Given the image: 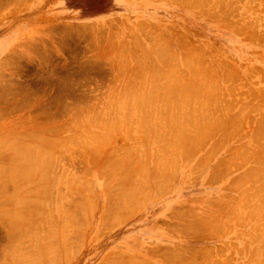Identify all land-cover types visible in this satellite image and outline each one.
<instances>
[{"label": "rangeland", "instance_id": "374dc122", "mask_svg": "<svg viewBox=\"0 0 264 264\" xmlns=\"http://www.w3.org/2000/svg\"><path fill=\"white\" fill-rule=\"evenodd\" d=\"M200 1L0 0V166L3 164L6 169L19 165L11 162L18 161L20 156L16 157L19 153L15 152L23 147L29 156V148L40 146L45 150L33 149L29 157H37L40 162L47 159L51 162V158L53 162L36 170L50 169L48 178L41 177L45 172H36L37 176L30 173V178L24 175L26 179L21 180L24 173L21 178L19 175L24 169L29 175L24 165L43 166L45 161L36 164L37 158H27L35 163L23 162L18 171L11 166L14 173L8 168L6 174L0 167L5 172L4 175L0 172V264H264V0ZM192 63L200 69L192 67ZM195 68L202 73L196 84L201 81L208 82V87L216 86V94L209 88L213 97L208 96L206 84L200 82L197 86L193 81L192 78H198ZM166 80L172 85L173 81L177 90L172 85L168 87ZM189 80L192 89L197 86L190 97L202 86L207 90L200 91L203 95L197 99V94L196 100L191 97L195 104L199 102L195 112L194 103H191L194 110L190 109V99L183 102L189 88L192 90ZM154 84H161L160 88L167 85L169 96H163L164 92ZM177 85L188 93L183 98L177 94L178 100L183 99L179 105L190 106L180 109L185 112L188 107L191 113L204 110L199 120L206 124L198 120L199 114L189 112L183 117L178 102L177 108L174 106L178 101L175 94L182 93ZM186 85L188 89L184 88ZM219 87L225 92L220 89L218 94ZM151 91L155 94L153 99L157 98V106L147 102L151 106L142 105L146 106L144 110L140 105L144 97L146 101V96L152 99ZM204 95L212 99L205 98L207 102ZM166 96L177 110L170 102V108L166 104L167 111L164 109L160 100ZM202 96L205 103L199 100ZM214 101L224 103L220 104L223 107ZM208 103L214 107L205 106ZM199 104L203 106L201 110ZM232 109H237V113ZM240 110L244 119L238 117ZM169 111L172 118L181 114L174 117L179 122L169 123L174 122ZM185 115L195 117L194 120L188 117L195 125ZM53 164L56 166L51 168ZM5 175L18 176L13 180ZM45 190L49 195H43ZM18 197L19 204L15 203ZM41 197L46 198L45 204L38 199L43 206L36 201ZM33 201L38 208H33ZM18 210L32 223L24 217L20 221V215L17 220ZM14 213L15 220L11 216ZM9 216L19 224L10 222ZM16 229L21 232L17 234Z\"/></svg>", "mask_w": 264, "mask_h": 264}, {"label": "bare ground", "instance_id": "6f19581e", "mask_svg": "<svg viewBox=\"0 0 264 264\" xmlns=\"http://www.w3.org/2000/svg\"><path fill=\"white\" fill-rule=\"evenodd\" d=\"M201 1H202V0H201ZM201 1H200V2H201ZM203 1H204V0H203ZM206 1H208V0H206ZM210 1H211V0H210ZM204 2H205V1H204ZM211 2H212V1H211ZM220 2H221V1H220ZM191 3H193V2H191ZM208 3H209V2H208ZM221 3H222V2H221ZM221 3H220V4H221ZM224 3L226 4V2H224ZM200 4H201V3H200ZM204 4H205V3H204ZM204 4H202V5H204ZM218 4H219V3H218ZM228 4H230V3L228 2ZM210 5H211V4H210ZM215 5H216V4H215ZM185 6H186V5H185ZM189 6H190V4H189ZM192 6H193V5H192ZM194 6H195V5H194ZM213 6H214V4H213ZM227 6H228V5H227ZM229 6H230V5H229ZM233 6H234V5H233ZM195 7H196V6H195ZM208 7H209V6H208ZM218 7H219V6H217V8H218ZM209 9H211V8H209ZM209 9H208V10H209ZM213 10L215 11V9H213ZM225 11H226V10H225ZM231 11H232V10H231ZM207 13H208V12H207ZM225 13H226V12H225ZM232 14H233V13H232ZM212 15H213V14H212ZM225 15H226V14H225ZM217 17H219V15H218ZM222 17H223V16H222ZM226 17H227V16H226ZM237 19H238V18H237ZM239 23H240V22H239ZM239 26H240V25H239ZM257 34H258V33H257ZM103 35H104V34H103ZM103 35H101V36H103ZM255 39H256V37H255ZM164 40H165V39H164ZM159 43H160V42H159ZM165 43H166V41H165ZM160 44H161V43H160ZM163 44H164V43H163ZM182 45H183V44H182ZM190 45H191V44H190ZM151 46H152V45H151ZM165 46H167V45H165ZM158 47H159V45H158ZM162 48H163V47H162ZM152 49H153V48H152ZM152 51H153V50H152ZM165 51H166V50H165ZM170 51H171V50H170ZM144 52H146V51H144ZM144 52H143V53H144ZM149 52H150V51H149ZM158 52H159V51H158ZM167 52H169V51H167ZM172 52H173V51H172ZM187 52H188V51H187ZM190 52H191V51H190ZM202 52H203V51H202ZM150 55H151V54H150ZM188 55H189V54H188ZM151 56H152V55H151ZM169 56H170V55H169ZM184 56H185V55H184ZM204 56H205V55H204ZM124 57H125V56H124ZM157 57H158V56H157ZM164 57H165V56H164ZM188 57H189V56H188ZM195 57H196V56H195ZM144 58H146V57H144ZM149 58H150V57H149ZM152 58H153V57H152ZM166 58H167V57H166ZM171 58H172V57H171ZM175 58H176V57H175ZM177 58H178V57H177ZM189 58H190V57H189ZM197 58H198V56H197ZM197 58H196V59H197ZM173 59H174V58H173ZM196 59H195V60H196ZM135 60H136V58H135ZM185 60H186V59H185ZM201 61H202V60H201ZM192 62H193V61H192ZM170 63H171V62H170ZM195 63L198 64L199 62H197V60H196ZM200 63H202V62H200ZM122 64H123V63H122ZM171 64H172V63H171ZM185 64H186V63H185ZM187 64H188V63H187ZM192 64H193V63H192ZM192 64H190L192 67H196V66H197V64H196L195 66H194V64H193V65H192ZM137 65H138V64H137ZM176 65H177V64H176ZM201 65H203V64H201ZM184 66H185V65H184ZM187 66H188V65H187ZM207 66H208V65H207ZM225 66H226V65H225ZM126 67H127V66H126ZM173 67H174V65H173ZM197 67H198V69H200L199 66H197ZM200 67H201V66H200ZM219 67H220V65H219ZM122 68H123V67H122ZM160 68H161V67H160ZM206 68H207V67H206ZM158 69H159V68H158ZM171 69H172V67H171ZM189 69H190V68H189ZM189 69H188V70H189ZM147 70H148V69H147ZM151 70H152V69H151ZM160 70H161V69H160ZM191 70H192V69H191ZM195 70H196V71H194V70H193V71L197 73L196 77H198V78H196V79H195V78H192V79H193V81L195 80V84H196L197 79L199 80V77L202 76V75H200V74H202V73L199 74L200 70L198 71L196 68H195ZM201 70H202V69H201ZM205 70L207 71V69H205ZM211 70H212V69H211ZM231 70H232V69H231ZM249 70H250V69H249ZM197 71H198V72H197ZM213 71H215V70H213ZM223 71H224V70H223ZM145 72H146V71H145ZM152 72H153V70H152ZM159 72H160V71H159ZM170 72H171V71H170ZM174 72H175V71H174ZM186 72H187V71H186ZM202 72H203V71H202ZM232 72H233V71H232ZM232 72H231V73H232ZM146 73H147V72H146ZM148 73H149V72H148ZM148 73H147V74H148ZM165 73H166V72H165ZM165 73H164V74H165ZM167 73H169V72H167ZM231 73H230V74H231ZM158 74H159V73H158ZM162 74H163V73H162ZM169 74H170V73H169ZM169 74H168V75H169ZM178 74H179V72H178ZM180 74H181V73H180ZM180 74H179V75H180ZM193 74L195 75V73H193ZM204 74H205V73H203V76H204ZM208 74H209V73H208ZM151 75H152V73H151ZM168 75H167V76H168ZM171 75H172V74H171ZM176 75H177V74H176ZM179 75H178V76H179ZM194 75H193L192 77H194ZM234 75H235V74H234ZM160 76H161V75H160ZM162 76H163V75H162ZM178 76H176V78H177ZM190 76H191V75H190ZM143 77H144V76H143ZM150 77H151V76H150ZM154 77H155V76H154ZM164 77H165V76H164ZM170 77H172V76H170ZM170 77H169V78H170ZM179 77H180V76H179ZM185 77H186V76H185ZM232 77H233V76H232ZM232 77H231V78H232ZM183 78H184V77H183ZM200 78H201V77H200ZM202 78H203V77H202ZM154 79H155V78H154ZM189 79H191V77H190ZM192 79H191V81H192ZM143 80H144V79H143ZM158 80H159V79H158ZM167 80H168V79H167ZM167 80H166V83H167L168 87H170V86L172 85L171 83H169V82H170L169 80H171V78L168 80L169 82H167ZM173 80H174V79H173ZM175 80H176V79H175ZM175 80H174V82H175ZM183 80H184V79H183ZM183 80H182V81H183ZM212 80H213V79H212ZM232 80H233V79H232ZM149 81H150V80H149ZM179 81H180V80H179ZM202 81L207 82L206 80H202ZM229 81H230V80H229ZM154 82H156V84H157V81H154ZM154 82H152V83H154ZM174 82L172 81V83H173L172 87L174 86V88L176 89V86L174 85ZM177 82H178V81H177ZM187 82H188V81H187ZM200 82H201V81H199L196 85L198 86ZM168 83H169V84H168ZM183 83H184V82H183ZM193 83H194V82H193ZM201 83L203 84V82H201ZM209 83H210V82H209ZM228 83L230 84V82H228ZM231 83H232V82H231ZM146 84H147V83H146ZM156 84H154V85H156ZM175 84H176V83H175ZM180 84H182V82H181V83L179 82V85H180ZM186 84H187V83H186ZM188 84H190V80H189V83H188ZM188 84H187V85H188ZM191 84H192V83H191ZM191 84H190L189 86H191ZM205 84L207 85L208 82H207V83H204L203 86H204ZM160 85H161V84H160ZM160 85H158V86L156 85V86L160 88V87H161ZM163 85H164V84H163ZM167 85H165V86H166V87H165L166 89L164 88V86H163L162 88H160L161 92H162V91L164 92V93H162L163 96L169 94V92H168V90H167V88H168ZM179 85H177V88H178ZM187 85H186V87H184V88L188 89V88H187ZM192 85H193V84H192ZM196 85H195V86H196ZM208 85H210V84H208ZM208 85H207V88H206V86H205V88H206V89L208 90V92H209V94H208V93H207V94H208V96H212V97H213V95L210 94V93H212L213 91H212V92H210V91H211L212 89H214V92H215V94H216V92H217V91H215L216 86H215L214 88H211V87H213V86L211 85V87H210V86L208 87ZM138 86H139V85H138ZM148 86H149V85H148ZM184 86H185V85H184ZM189 86H188V87H189ZM197 86H196V88H197ZM203 86H202V87H203ZM227 86H228V85H227ZM233 86H234V85H233ZM145 87H146V86H145ZM154 87H155V86H154ZM192 87H194V86H191V89H192ZM199 87H201V86H199ZM202 87H201L202 90H206L204 87H203L204 89H203ZM223 87H224V86H223ZM150 88H151V86H150ZM150 88H149L148 90H150ZM163 88H164V89H163ZM170 88H171V87H170ZM170 88H169V89H170ZM174 88H173V89H170V90H174ZM179 88H180V86H179ZM179 88H178V90H179ZM181 88H183V86H182ZM181 88H180L181 91L179 90L180 92H182V89H181ZM196 88H195V89H192V90H190V88H189V90H190V91L188 90V93L190 92L189 94L187 93V90H184V89H183V90H184L185 92H182V93H179V92H178V93H176V94H175V95L177 96L176 100L179 99V96H180L181 98H183V97L186 96L187 94H188V95H187V96H188V100L186 101L187 96L185 97L184 101H183V99H180V100H178V101L175 100L176 102H175V103L173 102L175 105L171 103V102H172V101H171L172 99H171L170 97H171L172 93H174V92H176V91H174V92L171 91L172 93L170 92V97H168V99L170 98L169 101H168V99H167V96H169V95L166 96V99H163V100H160V99H159V100H160L161 102L163 101L162 103L164 104V109H165L166 111H167L166 107L169 105L167 108H170L171 104H172V107H173L175 110H177V109H176V108H177V106H176L177 104H178V106H179V107H178L179 110H181L183 107L185 108V106H188V107L190 108L191 105H194V104H195V100H196L195 98H197L198 96L200 97V94L204 92V91L202 92V90H200V89L198 88L199 90L197 89L198 92L196 93V95H197V94H199V95H197V96L195 95V96H196V97L194 96L195 98H194L193 96H191V97H193V98L195 99V100H194V99L192 100L191 97H190L189 95L191 94V91L196 90ZM209 88H210V91H209ZM221 88H222V87H221ZM221 88L219 87V92H218V94L221 92V91H220ZM135 89H136V88H135ZM142 89H143V88H142ZM142 89H141V90H142ZM162 89H163V90H162ZM133 90H134V89H133ZM143 90H144V89H143ZM143 90H142V91H143ZM151 90H153V91H157L158 89H157V90H156V89L154 90V88H152ZM176 90H177V89H176ZM207 90H206V92H207ZM221 90H222V89H221ZM224 90H225V89H224ZM224 90H222V91L225 92ZM230 90H231V89H230ZM137 91H138V90H137ZM144 91H145V90H144ZM144 91H143V92H144ZM153 91L150 92V93H151V94H150L151 96H152V94H153ZM200 91H201V93H200ZM234 91H235V90H234ZM253 91H254V90H253ZM159 92H160V91H159ZM166 92H167V93H166ZM206 92H205L204 94H206ZM228 92H229V91H228ZM231 92H232V91H231ZM235 92H236V91H235ZM138 93H139V92H138ZM154 93H155V92H154ZM165 93H166V94H165ZM186 93H187V94H186ZM236 93H237V92H236ZM136 94H137V93H136ZM147 94H148V93H147ZM156 94H158V93H156ZM177 94H179V96H178ZM180 94H181V95H182V94H185V95H182V96H181ZM213 94H214V93H213ZM233 94H234V93H233ZM129 95H131V94H129ZM129 95H128V96H129ZM153 95H155V94H153ZM158 95H159V94H158ZM175 95L172 96V97H175ZM192 95H194V92H193ZM201 95H203V94H201ZM133 96H134V95H133ZM144 96H146V94H144ZM159 96H161V95H159ZM163 96H162V97H163ZM204 96H205V95H204ZM216 96H217V95H216ZM218 96H219V95H218ZM229 96H230V95H229ZM244 96H245V95H244ZM107 97H108V96H107ZM111 97H112V96H111ZM156 97H158V96H156ZM162 97H161V98H162ZM189 97H190V98H189ZM230 97H231V96H230ZM132 98H136V99H138L137 97H132ZM149 98H150V99H149ZM202 98H203V96H202L199 100H201ZM205 98H206V96L204 97V99H205ZM207 98H209V97H207ZM207 98H206V99H207ZM210 98H211V97H210ZM210 98H209V99H210ZM219 98H220V97H219ZM223 98H224V97H223ZM226 98H227V96H226ZM235 98L237 99V97H235ZM242 98H243V97H242ZM242 98H241V99H242ZM257 98H258V97H257ZM125 99H126V98H125ZM129 99H130V98H129ZM142 99H143V97H142ZM146 99H148V101L145 100V97H144V99H143L146 103H144V101L142 100V102H143L144 104L142 103L141 105H140V104H139V105H140V106H142V105L151 106L150 104L147 105V104L150 102L152 105H153V103H154L155 106H157V105H156V104L158 103L157 98H156V100H154V99H153V96H152V99H151L150 96H149V97L146 96ZM173 99H175V98H173ZM189 99H190V101H189ZM197 99H198V98H197ZM206 99H205V100H206ZM211 99H212V98H211ZM213 99H214V98H213ZM216 99H217V98H216ZM231 99H232V98H231ZM245 99H246V98H245ZM245 99H244V100H245ZM150 100H152V101H150ZM153 100H154L155 102H154ZM164 100H166L167 103H164ZM181 100H182L183 102H188V101H189L190 104H189V103H187V104H189L190 106H189V105H185V106L182 105L183 107H181V106L179 105V104H182L181 102L179 103V101H181ZM220 100L222 101L221 98H220ZM220 100H219V101H220ZM246 100H247V99H246ZM117 101H118V100H117ZM140 101H141V100H140ZM160 101H159V102H160ZM170 101H171V102H170ZM173 101H174V100H173ZM201 101H202V100H201ZM206 101H207V100H206ZM215 101H216V100H215ZM215 101H214V102H215ZM217 101H218V99H217ZM221 101H220V102H221ZM224 101H225V100H224ZM254 101H255V100H254ZM256 101H257V100H256ZM110 102H111V101H110ZM125 102H126V101H125ZM130 102H131V101H130ZM130 102H128V103H130ZM135 102H137V101H135ZM147 102H148V103H147ZM152 102H153V103H152ZM156 102H157V103H156ZM169 102H170L171 104H168ZM177 102H178V103H177ZM202 102L205 103V101H202ZM207 102H208V101H207ZM207 102H206V103H207ZM209 102H210V101H209ZM258 102H259V101H258ZM118 103H119V102H118ZM131 103L134 104V102H131ZM131 103H130V104H131ZM137 103H138V102H137ZM176 103H177V104H176ZM191 103H194V104H191ZM198 103H199V102H198ZM198 103H197V104H198ZM233 103H234V102H233ZM255 103H256V102H255ZM103 104H104V102H103ZM132 104H131V105H132ZM159 104H161V103H159ZM166 104H168V105L166 106ZM183 104H184V103H183ZM197 104L194 105V108H195L196 110H194L193 106H191L190 109L193 108L192 111H193V110H194V112L197 111V106H198ZM200 104H202V103L200 102ZM200 104H199V109H200L201 106H202V105H200ZM211 104H213V101H212ZM214 104H215V105H216V104H217V105L219 104V106H220V104H224V103H216V102H215ZM225 104H226V103H225ZM246 104H247V103H246ZM246 104H245L244 106H246ZM249 104H250V102H249ZM107 105H108V104H107ZM134 105L136 106L137 104L135 103ZM134 105L132 106V109H133ZM139 105H138V107L135 108V110H136L137 108L139 109ZM173 105L176 106V108H175ZM196 105H197V106H196ZM204 105H205V104H204ZM207 105H210V104L208 103V104H206L205 106H207ZM231 105H233V104H231ZM101 106H102V105H101ZM124 106H125V108L128 107V106H126V105H124ZM146 106H144V107H146ZM153 106H154V105H153ZM158 106H159V105H158ZM195 106H196V107H195ZM219 106H218V107H219ZM244 106H243V108H244ZM248 106H249V105H248ZM142 107H143V106H142ZM144 107H143L142 109H144ZM180 107H181V109H180ZM188 107H187V109H188ZM202 107H203V106H202ZM209 107H212V106L210 105ZM209 107H208V108H209ZM213 107H214V106H213ZM213 107H212V108H213ZM218 107L215 106V108H218ZM220 107H223V106H220ZM237 107L239 108L238 105H237ZM237 107H236V108H237ZM251 107H252V106H251ZM257 107H258V106H257ZM83 108H84V107H83ZM140 108H141V107H140ZM151 108H152V107H151ZM158 108H159V107H158ZM161 108H163V105H162ZM184 108H183V109H184ZM206 108H207V107H205L204 109H206ZM215 108H214V109H215ZM238 108H237V109H238ZM243 108L240 107L241 110H242ZM255 108H256V107H255ZM98 109H99V108H98ZM98 109H97V110H98ZM107 109H108V108H107ZM122 109H123V107H122ZM130 109H131V108L129 107L128 110H130ZM132 109H131V110H132ZM146 109H147V108H146ZM153 109H154V108H153ZM174 109H173V112H174ZM183 109H182V110H183ZM187 109H185L186 111L184 110L185 112H183V111L181 110L182 112H181V111H176L175 113H177V112H178V113L181 112V113H183V114H182L183 117H184V114H189V112H190L191 115H193V114H199V115H198V120H199V116H200L201 114H203V113L205 114V112H202V111H204V110H201V109H200L201 111H199V113H194V112L191 113V110L188 109V110H189V111H188ZM202 109H203V108H202ZM214 109H213V111H214V113H215L216 109H215V110H214ZM220 109H221V108H220ZM223 109H225V107H224ZM237 109H236V111H237ZM245 109H246V108H245ZM80 110H81V108H80ZM108 110H109V109H108ZM144 110H145V109H144ZM160 110H161V109H160ZM165 110H164V112H165ZM168 110H169V109H168ZM210 110H211V108H210L208 111H210ZM217 110H218V109H217ZM225 110H226V109H225ZM228 110H229V109H227V111H228ZM232 110H233V109H232ZM234 110H235V108H234ZM234 110H233V111H234ZM241 110H240L239 113H238V115L240 114L241 116H238V117L244 119V117H242V116H243L242 113L244 114V112H243V111L241 112ZM254 110H255V109H254ZM256 110H257V109H256ZM260 110H262V109H260ZM105 111H106V110H105ZM152 111H153V110H152ZM152 111H151V112H152ZM154 111H157V108H156V110H154ZM154 111H153V112H154ZM170 111H172V108L170 109ZM170 111H169V113H170V117H171V113H172V112H170ZM187 111H188V113H187ZM205 111L207 112V110H205ZM213 111H211V112H213ZM218 111H220V110H218ZM221 111L223 112V110H221ZM236 111H234V112H236ZM245 111H246V110H245ZM86 112H87V111H86ZM102 112H103V111H102ZM143 112H144V111H143ZM164 112H161V113H164ZM200 112H202V113L200 114ZM222 112H221V113H222ZM225 112H226V111H225ZM83 113H84V112H83ZM131 113H132V112H131ZM133 113H135V112H133ZM133 113H132V114H133ZM141 113H142V111L140 112V114H141ZM146 113H147V111H145V115L148 116ZM149 113H150V112H149ZM154 113H155V112H154ZM154 113L152 114V116H154ZM169 113H166V114H168V117H169ZM208 113H210V112H208ZM208 113H206V114H208ZM219 113H220V112H219ZM229 113H230V112H229ZM236 113H237V112H236ZM85 114H88V112L85 113ZM93 114H94V113H93ZM106 114H108V113H106ZM115 114H116V113H115ZM211 114H212V113H211ZM223 114H224V113H223ZM223 114H221V116H224ZM225 114H227V115H225V116H228V113H227V112H226ZM232 114H233V112H232ZM247 114H248V113H247ZM254 114H255V113H254ZM257 114H258V113H257ZM98 115L100 116V114H98ZM119 115H121V114H119ZM126 115H127V114H126ZM149 115H150V114H149ZM191 115H189L188 117L194 120L195 117L192 118L193 116L191 117ZM216 115H217V114H216ZM216 115H215L214 117H216ZM128 116L130 117V114H129ZM165 116H166V115H165ZM175 116H177V117L179 118V116H181V114H180V115H179V114H178V115H174L173 118L171 117V118L173 119L174 122H171V121H172V120H171L169 123H171V124L174 125V123H176L175 120H177V122H179L178 119H176L177 117L174 119ZM185 116H186V115H185ZM195 116H197V115H195ZM205 116H206V115H205ZM221 116H220V117H221ZM225 116H224V118H225ZM83 117H84V116H83ZM106 117H108V116H106ZM150 117H151V116H150ZM163 117H164V116H163ZM186 117H187V116H186ZM186 117H185V118H186ZM188 117H187V119L189 120ZM208 117L210 118L209 114L207 115V118H205V119L208 120V119H209ZM211 117H213V115H212ZM228 117H229V116H228ZM228 117H227V118H228ZM236 117H237V116H236ZM263 117H264V116H263ZM135 118H136V117H135ZM139 118H140V116H139ZM146 118H147V117H146ZM146 118H145V119H146ZM148 118H149V117H148ZM156 118H157V117H156ZM171 118H170V119H171ZM200 118L204 120V116H203V117L201 116ZM239 118H238V119H239ZM247 118H248V117H247ZM259 118H262V117H259ZM81 119H83V118H81ZM100 119H101V118H100ZM136 119H137V118H136ZM140 119H142V118H140ZM154 119H155V118H153V120H154ZM157 119H158V118H157ZM170 119H169V120H170ZM214 119H215V118H214ZM217 119H218V118H217ZM225 119H226V118H225ZM229 119H230V118H229ZM234 119H235V118H234ZM243 119H242V120H243ZM94 120H95V119H94ZM96 120H97V118H96ZM96 120H95V121H96ZM102 120H103V119H102ZM133 120H134V119H133ZM148 120H150V119H148ZM188 120H187V121H188ZM193 120H189V122L192 123ZM196 120H197V119H196ZM198 120H197V122H198ZM207 120H206V121H207ZM219 120H220V119H219ZM230 120H231V119H230ZM236 120H237V119H236ZM236 120H235V122H236ZM239 120H240V119H239ZM262 120H263V119H262ZM91 121H92V120H91ZM97 121H98V120H97ZM97 121H96V122H97ZM99 121H100V120H99ZM157 121H158V120H157ZM199 121H202V120H199ZM212 121H214V120L212 119ZM215 121H216V120H215ZM222 121H223V120H222ZM249 121H250V120H249ZM77 122H78V121H77ZM100 122H101V121H100ZM109 122H110V121H109ZM115 122H117V121H115ZM134 122H137V121H134ZM138 122H140V121H138ZM146 122H147V121H146ZM154 122H155V121H154ZM163 122H164V121H163ZM181 122H182V120H181ZM193 122H194V125H195L196 122H195V121H193ZM208 122H209V120H208ZM218 122H219V121H218ZM230 122L233 124V121H230ZM253 122H254V120H253ZM111 123H112V122H111ZM113 123H114V122H113ZM127 123H128V122H127ZM140 123H141V122H140ZM143 123H144V122H143ZM164 123H165V122H164ZM164 123H163V124H164ZM186 123H187V122H186ZM202 123H203V124H206V123H204L203 121H202ZM211 123H212V122H211ZM213 123H214V122H213ZM215 123H216V122H215ZM219 123H220V122H219ZM246 123H247V122H246ZM93 124H94V123H93ZM105 124H106V123H105ZM118 124H119V123H118ZM163 124H162V125H163ZM189 124H190V123H189ZM203 124H202V125H203ZM222 124H223V123H222ZM76 125H77V124H76ZM86 125H88V124H86ZM94 125H95V124H94ZM96 125H97V123H96ZM124 125H125V124H124ZM142 125H143V124H142ZM147 125H148V123H147ZM151 125H152V124H151ZM158 125H159V123H158ZM158 125H157V128H158ZM182 125H183V124H182ZM184 125H186V124L184 123ZM209 125H210V124H209ZM212 125H213V124H212ZM217 125H218V124H217ZM125 126H126V125H125ZM149 126H150V125H149ZM165 126H166V125H165ZM170 126H171V125H170ZM187 126H188V125H187ZM191 126H192V125H191ZM210 126H211V125H210ZM227 126H228V125H227ZM230 126H231V125H230ZM248 126H249V125H248ZM67 127H69V126H67ZM67 127H66V128H67ZM95 127H96V126H95ZM115 127H116V126L114 125V128H115ZM141 127H142V126H141ZM144 127H145V126H144ZM155 127H156V126H155ZM155 127H154V128H155ZM162 127H163V126H162ZM178 127H179V126H178ZM192 127H193V126H192ZM195 127H196V126H195ZM200 127H201V126H200ZM232 127H233V126H232ZM238 127H239V126H238ZM119 128H120V127H119ZM124 128H125V127H124ZM159 128H160V126H159ZM183 128H184V126H183ZM186 128H188V127H186ZM189 128H190V127H189ZM196 128H197V127H196ZM198 128H199V127H198ZM201 128L204 129V127H201ZM205 128H207V126H206ZM212 128H213V127H212ZM262 128H263V127H262ZM67 129H68V128H67ZM106 129H109V128H106ZM142 129H143V128H142ZM160 129H161V128H160ZM163 129H164V128H163ZM171 129H173V128H171ZM176 129H177V128H176ZM176 129H175V130H176ZM184 129H185V128H184ZM192 129H193V128H192ZM229 129H230V128H229ZM89 130H90V129H89ZM104 130H105V129H104ZM118 130H119V129H118ZM138 130H139V129H138ZM149 130H150V129H149ZM205 130H207V129H205ZM235 130H236V129H235ZM58 131L60 132V130H58ZM85 131H88V129L85 130ZM90 131H91V130H90ZM150 131H151V130H150ZM150 131H149V133H150ZM155 131H156V130H155ZM158 131H159V130H158ZM162 131H164V130H162ZM208 131H211V130H208ZM208 131H205V132H208ZM223 131H224V130H223ZM257 131H258V130H257ZM145 132H146V131H145ZM156 132H157V131H156ZM170 132H171V130H170ZM180 132H181V131H180ZM191 132H192V131H191ZM211 132H212V131H211ZM213 132H214V131H213ZM231 132H232V131H231ZM233 132H234V131H233ZM260 132H261V129H260ZM262 132L264 133V131H262ZM262 132H261V133H262ZM85 133H88V132H85ZM113 133H114V132H113ZM117 133H118V132H117ZM162 133H163V132H162ZM164 133H165V132H164ZM220 133H221V132H220ZM228 133H229V132H228ZM234 133H235V132H234ZM91 134H92V132H91ZM91 134H88V136H90ZM96 134H97V133H96ZM96 134H95V136H96ZM157 134H159V133H157ZM166 134H167V133H166ZM169 134H170V133H169ZM179 134H183V132H182V133H179ZM205 134H206V133H205ZM211 134H212V133H211ZM221 134H222V133H221ZM97 135H98V134H97ZM99 135H100V134H99ZM117 135H118V134H117ZM149 135H150V134H149ZM155 135H156V134H155ZM155 135H154V136H155ZM163 135H164V134H163ZM172 135H173V134H172ZM227 135H228V134H227ZM252 135H253V134H252ZM262 135H263V134H262ZM100 136H102V135H100ZM103 136H104V135H103ZM156 136H157V135H156ZM199 136H200V135H199ZM201 136H202V135H201ZM247 136H248V135H247ZM260 136H261V135H260ZM39 137H40V136H39ZM42 137H43V136H42ZM70 137H71V136H70ZM74 137H75V136H74ZM91 137H92V136H91ZM108 137H109V136H108ZM145 137H146V136H145ZM150 137H151V136H150ZM158 137H159V135H158ZM179 137H180V136H179ZM256 137H257V136H256ZM262 137H264V136H262ZM43 138H44V137H43ZM101 138H102V137H101ZM103 138H104V137H103ZM201 138H202V137H200L199 140H201ZM50 139H51V138H50ZM64 139H65V138H64ZM74 139H76V138H74ZM152 139H153V138H152ZM158 139H159V138H158ZM158 139H157V141H158ZM197 139H198V138H197ZM197 139H196V140H197ZM223 139H224V138H223ZM230 139H231V138H230ZM262 139H264V138H262ZM163 140H164V139H163ZM185 140H186V139H185ZM191 140H193V139H191ZM5 141H7V140H5ZM69 141H71V140H69ZM72 141H73V139H72ZM74 141H75V140H74ZM76 141H77V140H76ZM97 141H98V140H97ZM107 141H108V140H107ZM182 141H183V140H182ZM230 141H231V140H230ZM26 142H27V141H26ZM100 142H102V141L100 140ZM100 142H99V143H100ZM140 142H141V141H140ZM179 142H181V141H179ZM186 142H187V141H186ZM186 142H185V143H186ZM201 142H202V141H201ZM41 143H42V142H41ZM53 143H54V142H53ZM56 143H57V142H56ZM82 143H83V142H82ZM92 143H93V142H92ZM95 143H98V142H95ZM190 143H191V142H190ZM244 143H245V142H244ZM246 143H247V142H246ZM252 143H253V142H252ZM257 143H258V142H257ZM4 144H5V143H4ZM9 144H10V143H9ZM45 144H46V142H45ZM50 144H51V143H50ZM57 144H58V143H57ZM69 144H70V143H69ZM77 144H78V143H77ZM83 144H84V143H83ZM107 144H108V143H107ZM152 144H153V142H152ZM178 144H179V143H178ZM186 144H187V143H186ZM192 144H193V143H192ZM258 144H259V143H258ZM84 145H86V144H84ZM84 145H81V146L83 147ZM94 145H95V144H94ZM104 145H105V144H104ZM109 145H110V144H109ZM139 145H140V144H139ZM139 145H138V146H139ZM181 145H182V144H181ZM244 145H245V144H244ZM253 145H254V144H253ZM261 145H262V144H261ZM15 146H16V145H15ZM25 146L28 147L27 144H26ZM35 146H36V145H35ZM95 146H96V145H95ZM132 146H133V145H132ZM138 146H137V147H138ZM164 146H165V144H164ZM237 146H238V145H237ZM251 146H252V145H251ZM13 147H14V146H13ZM16 147H17V146H16ZM41 147H44V145H43V146L41 145ZM97 147H98V146H97ZM105 147H106V146H105ZM134 147H135V146H134ZM170 147H171V146H170ZM182 147H183V146H182ZM194 147H195V146H194ZM209 147H210V146H209ZM216 147H218V146H216ZM10 148H11V147H10ZM10 148H9V149H10ZM21 148H22V147H21ZM28 148H29V147H28ZM56 148H57V147H56ZM98 148H99V147H98ZM152 148H153V147H152ZM160 148H161V147H160ZM241 148H242V147H241ZM252 148H253V147H252ZM15 149H17V148H15ZM18 149H20V148L18 147ZM18 149H17V150H18ZM24 149H25V147H23V149L18 150V152H15L16 150L14 151V149H13V151L15 152V154H16V153H19V154H20V155H19V154H18V155H15V154L13 153L16 157H17V156H20V157H22V158L24 157L23 159L21 158V160H19L20 157H19V159L17 158L18 161H15L14 163H13L12 160H11L12 162L10 161L11 164H15V163H16V165L19 164V165L15 166V167L11 165L12 168H13V167L16 168L17 171H18V169H19V170L22 169V168L20 167V164H23V162H24V164H28V165H29L30 163H35L34 160H33V161L30 160L31 158L34 159L35 157H33V156H32V157H29L30 154L32 155V153L34 152V150L36 151V149H37V152H39L38 149H39V150L41 149L40 152H41V151L43 152V151L45 150V149L42 150V148H40V146L37 147L36 149L32 148V150H30V148H29V151H28V152H31V153H29V156H28V153L25 152ZM26 149H27V148H26ZM26 149H25V150H26ZM33 149H34V150H33ZM88 149H89V148H88ZM105 149H106V148H105ZM138 149H139V148H138ZM164 149H165V148H164ZM255 149H256V148H255ZM10 150H11V149H10ZM89 150H90V149H89ZM175 150H176V149H175ZM207 150H208V149H207ZM252 150H253V149H252ZM13 151H12V152H13ZM19 151H21V152H19ZM237 151H238V149H237ZM9 152H10V151H9ZM47 152H48V151H47ZM137 152H138V151H137ZM157 152H158V151H157ZM165 152H167V151H165ZM175 152H176V151H175ZM175 152H174V153H175ZM211 152H213V151L211 150ZM1 153H2V152H1ZM35 153H36V152H35ZM52 153H53V152H52ZM52 153H50V154H52ZM131 153H132V152H131ZM161 153H162V152H161ZM178 153H179V152H178ZM208 153H209V152H208ZM229 153H230V152H229ZM239 153H240V152H239ZM22 154H23V155H22ZM36 154H37V153H36ZM48 154H49V153H48ZM94 154H95V153H94ZM98 154H99V153H98ZM119 154H120V153H119ZM127 154H128V153H127ZM136 154H137V153H136ZM158 154H159V153H158ZM168 154H169V153H168ZM168 154H167L166 156H168ZM187 154H188V153H187ZM24 155H27V157L24 156ZM37 155H38V154H37ZM37 155H35V156H37ZM128 155H129V154H128ZM128 155H127V156H128ZM169 155H170V154H169ZM210 155H211V154H210ZM235 155H236V154H235ZM239 155H240V154H239ZM3 156H4V155H3ZM159 156H160V155H159ZM182 156H183V155H182ZM237 156H238V155H237ZM4 157H5V156H4ZM10 157H11V156H10ZM40 157H41V156H40ZM46 157H47V156H46ZM50 157H51V155H50ZM54 157H55V156H54ZM123 157H124V156H123ZM125 157H126V156H125ZM137 157H138V156H137ZM222 157H223V156H222ZM230 157H231V156H230ZM255 157H256V156H255ZM261 157L263 158V156H261ZM27 158H30V159L28 160ZM36 158H37V157H36ZM36 158H35V159H36ZM43 158H44V156H43ZM170 158H171V156H170ZM205 158H206V157H205ZM226 158H227V157H226ZM249 158H250V157H249ZM257 158H258V157H257ZM259 158H260V157H259ZM17 159H16V160H17ZM46 159H47V158H46ZM59 159H60V158H59ZM171 159H172V158H171ZM177 159H178V158H177ZM183 159H184V158H183ZM5 160H6V159H5ZM13 160H15V159H13ZM24 160H25V161H24ZM36 160H37V161H36V164H38V162L41 161V160L38 159V158H37ZM50 160H51V162H49L48 159H47V160H43V161H45L44 164H43V166H42V165H36L37 167H34L33 164H32V165H31L32 168H31L30 165H29V167L26 166V165H24L25 168L27 167L29 171H30V169H32L33 172H32V171H30V172L28 171L29 175H28L27 173H26V174H27V175H26V174H25V169L23 168L24 171L22 170L23 172H20V175H19L20 178H21V173H24V174L22 175L23 178H21V180L24 179L25 177H26V178H30V176H32V175H30V173H31V174H32V173H35V174H36V172H39V174H41V173L43 174V172L46 173V170H47V169L44 170V171H42V172H40V171H36V170H39V169L41 170L42 168L45 169V167H47V166H51V165H49V163L51 164V163H53V162H52V159H51V158H50ZM61 160H63V159L61 158ZM135 160H136V159H135ZM169 160H170V159H169ZM227 160H228V159H227ZM231 160H232V159H231ZM231 160H230V161H231ZM249 160H250V159H249ZM19 161H20V162L22 161V163H19ZM43 161H42V162H43ZM46 161H47V164H45ZM54 161H55V160H54ZM236 161H237V160H236ZM236 161H234V162H236ZM253 161H254V160H253ZM3 162H7V161H3ZM17 162H18V163H17ZM42 162H40L39 164H42ZM140 162H141V161H140ZM232 162H233V161H232ZM262 162H263V161H262ZM8 163H9V162H8ZM114 163H115V162H114ZM135 163H137V162H135ZM135 163H134V164H135ZM143 163H144V162H143ZM174 163H175V162H174ZM174 163H173V164H174ZM258 163H259V162H258ZM0 164H1V163H0ZM54 164H55V163H54ZM54 164H53V165H54ZM56 164H58V163H56ZM108 164H109V163H108ZM124 164H125V163H124ZM153 164H154V163H153ZM2 165H3V164H2ZM2 165L0 166L1 168L3 167ZM4 165H5V164H4ZM34 165H35V164H34ZM122 165H123V164H122ZM168 165H169V164H168ZM5 166H6V165H5ZM5 166H4V167H5ZM11 166L9 165V166H6V169H5V168H2V169H5L6 174L9 173L10 170H13V171H11V172L14 173L15 170L12 169V168H10ZM18 166H19L21 169H20ZM38 166H39V167H38ZM44 166H45V167H44ZM55 166H56V165L52 166L51 168H54ZM111 166H112V165H111ZM148 166H149V164H148ZM165 166H166V165H165ZM40 167H42V168H40ZM113 167H114V166H113ZM120 167H121V166H120ZM173 167H174V166H173ZM254 167H256V166H254ZM1 168H0V170H1L0 172L2 173V171H3V174H2V175H4L5 172H4V170H2ZM8 168H10L9 171L7 170ZM17 168H18V169H17ZM127 168H128V167H127ZM248 168H249V167H248ZM113 169H114V168H113ZM122 169H123V168H122ZM157 169H158V168H157ZM230 169H231V168H230ZM254 169H255V168H254ZM260 169H261V168H260ZM26 170H27V169H26ZM48 170H50V169H48ZM48 170H47V172H48ZM104 170H105V169H104ZM114 170H115V169H114ZM130 170H131V169H130ZM139 170H140V169H139ZM158 170H159V169H158ZM162 170H163V168H162ZM252 170H253V169H252ZM7 171H8V172H7ZM17 171H16V172H17ZM34 171H35V172H34ZM110 171H112V170H110ZM119 171H121V170H119ZM119 171H118V172H119ZM136 171H138V170H136ZM171 171H172V170H171ZM228 171H229V170H228ZM228 171H227V173H228ZM249 171H250V170H249ZM57 172H58V171H57ZM115 172H116V171H114V173H115ZM139 172H140V171H139ZM172 172H173V171H172ZM254 172H255V174H256V176H257V173H256L255 170H254ZM260 172H261V171H260ZM1 173H0V174H1ZM18 173H19V172H18ZM45 173H44L43 176H41V177H44V176H45V177H47V176L49 177L48 174H50V172H48V173H46V174H45ZM51 173H52V172H51ZM61 173H63V172H61ZM104 173H105V172H104ZM126 173H127V172H126ZM156 173H157V172H156ZM158 173H159V171H158ZM222 173H223V172H222ZM227 173H226V175H227ZM250 173H251V172H250ZM10 174H11V173H10ZM165 174H167V173H165ZM252 174H253V172H252ZM255 174H254V175H255ZM8 175H9V174H8ZM8 175H5V176H7V177H10V176H11V175H10V176H8ZM24 175H25V177H24ZM33 175H34V174H33ZM46 175H47V176H46ZM57 175H58V174H57ZM102 175H103V174H102ZM116 175H117V173H116ZM121 175H122V174H121ZM168 175H169V174H168ZM249 175H250V174H248V176H249ZM254 175H253V176H254ZM259 175H260V173H259ZM17 176H18V175H16L15 177L17 178ZM27 176H28V177H27ZM36 176H37V174H36ZM39 176H40V175H39ZM50 176H51V175H50ZM128 176H129V175H128ZM140 176H141V175H140ZM165 176H166V175H165ZM243 176H244V175H243ZM256 176H255V177H256ZM11 177H12V176H11ZM15 177H12L13 180H14ZM48 177H47V178H48ZM60 177H61V176H60ZM60 177H59V178H60ZM124 177H125V176H124ZM126 177H127V176H126ZM136 177H137V175H136ZM258 177H259V176H258ZM4 178H5V177H4ZM16 178H15V179H16ZM18 178H19V177H18ZM20 178H19V179H20ZM26 178H25V179H26ZM32 178H33V177H32ZM112 178H113V177H112ZM114 178H115V177H114ZM130 178H131V177H130ZM138 178H139V177H138ZM248 178H249V177H248ZM250 178H251V177H250ZM252 178H253V177H252ZM1 179H2V178H1ZM40 179H43V178H40ZM110 179H111V178H110ZM131 179H132V178H131ZM147 179H148V178H147ZM147 179H146V180H147ZM162 179H163V178H162ZM162 179H161V180H162ZM9 180H11V179H9ZM21 180H20V181H21ZM123 180H124V179H123ZM128 180H129V179H128ZM154 180H155V179H154ZM257 180H258V179H257ZM259 180H260V179H259ZM259 180H258V182H260ZM28 181H29V180H28ZM28 181H27V182H28ZM43 181L46 182L45 179H43L42 182H43ZM133 181H134V180H133ZM144 181H145V180H144ZM164 181H165V180H164ZM249 181H250V180H249ZM0 182H1V181H0ZM39 182H40V180H39ZM42 182H41V183H42ZM54 182H55V180H54ZM109 182H110V181H109ZM126 182H127V181H126ZM134 182H135V181H134ZM167 182H168V181H167ZM246 182H247V181H246ZM255 182H256V180H255ZM1 183H2V182H1ZM10 183H11V182H10ZM14 183H17V182L14 181ZM35 183H36V182H35ZM74 183H75V182H74ZM123 183H124V182H123ZM145 183H146V181H145ZM33 184H34V183H33ZM33 184H32V185H33ZM121 184H122V183H121ZM124 184H125V183H124ZM159 184H160V183H159ZM259 184H260V183H259ZM49 185H50V184H49ZM127 185H128V184H127ZM129 185H130V184H129ZM137 185H139V183L136 184V187H138ZM140 185H141V184H140ZM142 185H143V184H142ZM248 185H249V184H248ZM256 185H258V184H256ZM256 185H255V186H256ZM37 186H39V185H37ZM72 186H73V185H72ZM133 186H134V185H133ZM255 186H254V187H255ZM39 187H43V186L40 185ZM39 187H38V188H39ZM77 187H78V185H77ZM106 187H107V186H106ZM118 187H119V185H118ZM125 187H126V186H125ZM230 187H231V186H230ZM252 187H253V186H252ZM44 188H45V186H44ZM68 188H69V187H68ZM114 188H115V187H114ZM126 188H127V187H126ZM128 188H129V187H128ZM139 188H140V187H139ZM141 188H142V187H141ZM262 188L264 189V185H263ZM45 189H46V188H45ZM69 189H70V188H69ZM121 189H122V188H121ZM121 189H120V190H121ZM131 189H132V188H131ZM146 189H147V188H146ZM16 190H17V189H16ZM39 190H40V189H39ZM43 190H44V189H43ZM67 190H68V189H67ZM128 190H129V189H128ZM128 190H127V191H128ZM254 190L257 191V189H255V188H254ZM254 190H253V191H254ZM258 190H259V189H258ZM33 191H34V190H33ZM40 191H41V190H40ZM46 191H47V190H45V193L43 194L44 196H46L45 194H47ZM122 191H123V190H122ZM41 192H42V191H41ZM43 192H44V191H43ZM76 192H77V191H76ZM117 192H118V191H117ZM257 192L259 193V191H257ZM260 192H261V191H260ZM32 193H33V192H31V194H32ZM35 193L37 194V193H39V192H35ZM49 193H50V192H49ZM51 193H53V191H52ZM68 193H69V192H68ZM71 193H72V192H71ZM2 194H3V193H2ZM10 194H11V193H10ZM14 194H15V193H14ZM61 194H62V193H61ZM77 194H78V193H77ZM113 194H114V193H113ZM116 194H117V193H116ZM124 194H125V193H124ZM135 194H136V193H135ZM260 194H261V193H260ZM263 194H264V193H263ZM12 195H13V194H12ZM47 195H49V194H47ZM78 195H79V194H78ZM132 195H133V194H132ZM139 195H140V194H139ZM2 196H3V195H2ZM56 196H57V195H56ZM115 196H116V195H115ZM120 196H121V195H120ZM135 196H136V195H135ZM259 196H261V195H259ZM262 196H263V195H262ZM19 197H20V196H19ZM19 197L16 199L17 202H15V203H17V204L20 203V202L18 201ZM30 197H31V196H30ZM124 197H125V196H124ZM15 198H16V197H15ZM44 198H45V197H43V199H42V197H41V198H37L36 201H39L38 199H42V201H43V203H44V201H46V200H45L46 198H45V199H44ZM57 198H58V197H57ZM57 198H56V199H57ZM116 198H118V197L116 196ZM127 198H128V196H127ZM136 198H137V197H136ZM122 199H123V198H122ZM128 199H129V198H128ZM22 200H23V199H22ZM22 200H21V202H22ZM30 200H31V199H30ZM49 200H50V199H49ZM78 200H79V199H77L76 201H78ZM117 200H118V199H117ZM135 200H136V199H135ZM137 200H138V199H137ZM64 201H65V200H63V202H64ZM106 201H107V200H106ZM127 201H128V200H127ZM6 202H7V201H6ZM23 202L26 203L24 200H23ZM23 202H22V203H23ZM27 202L29 203V201H27ZM50 202H51V201H50ZM57 202H58V199H57ZM60 202H61V201H60ZM63 202H62V203H63ZM72 202H74V201H72ZM138 202H139V201H138ZM11 203H12V202H11ZM22 203H21V204H22ZM24 203H23V204H24ZM28 203H26V204H28ZM33 203H34V201H33ZM39 203L42 205L41 201H39ZM68 203H69V202H68ZM106 203H107V202H106ZM220 203H222L221 200H220ZM31 204H32V202H31ZM44 204H45V203H44ZM59 204H60V203H59ZM65 204H66V203H65ZM71 204H72V203H71ZM24 205H25V204H24ZM24 205H20V206H24ZM29 205H30V203H29ZM33 205H35V203H34ZM37 205H38V204H37ZM53 205H54V204H53ZM226 205H227V204H226ZM13 206H14V205H13ZM16 206H17V205H16ZM25 206H26V205H25ZM42 206H43V205H42ZM80 206H81V205H80ZM80 206H79V207H80ZM109 206H110V205H109ZM208 206H209V205H208ZM66 207H68V205H67ZM73 207H74V206H73ZM20 208L22 209V207H20ZM25 208H26V207H25ZM28 208H29V207H28ZM33 208H38V206L36 207V205H35V207H33ZM33 208H29V210H30V209H33ZM39 208H41L40 205H39ZM43 208H44V207H43ZM62 208H63V207H62ZM217 208H218V207H217ZM63 209H64V208H63ZM27 210H28V209H25V212H26ZM33 210H34V209H33ZM38 210H39V209H38ZM41 210H43V209H41ZM47 210H48V208H47ZM64 210H65V209H64ZM122 210H123V209H122ZM213 210H214V209H213ZM215 210H217V209H215ZM15 211H16V210H15ZM15 211H12V212H15ZM20 211H21V210H20ZM58 211H59V208H58ZM75 211H76V210H75ZM224 211H226V210H224ZM230 211H231V210H230ZM12 212H11V213H12ZM59 212H60V211H59ZM6 213H7V212H6ZM15 213H16V212H15ZM15 213H14V215L11 214V216H12V217H13V216L16 217ZM17 213H18V215H17L16 219L19 217V215H20V217H19L20 221H21V219H23V217H24V218H27V220L29 219L28 216L25 217L24 215L22 216L21 214H19V213H20L19 210L17 211ZM17 213H16V214H17ZM22 213H23V212H22ZM26 213H27V214H28V213L30 214L29 211L26 212ZM32 213H33V211H32ZM29 214H28V215H29ZM240 214H241V213H240ZM33 215H34V214H33ZM76 215H77V214H76ZM11 216L8 217V218H11L10 222L12 221V217H11ZM21 216H22V218H21ZM46 216H47V215H46ZM225 216H226V215H225ZM260 216H261V215H260ZM14 217H13V220H15ZM32 217H33V216H32ZM229 217H230V216H229ZM47 218H48V217H47ZM58 218H59V217H58ZM243 218H244V217H243ZM245 218H246V217H245ZM48 219H49V218H48ZM65 219H66V218H65ZM236 219H237V218H236ZM17 220H18V219H17ZM17 220H16V221H17ZM24 220H25V219H24ZM27 220H25V221H27ZM40 220H41V219H40ZM40 220H39V221H40ZM66 220H67V219H66ZM70 220H71V219H70ZM72 220H73V219H72ZM78 220H79V219H78ZM261 220H262V219H261ZM8 221H9V220H8ZM8 221H7V222H8ZM28 221H30V222L32 223L31 220H28ZM41 221H42V220H41ZM58 221H60V220H58ZM242 221H243V220H242ZM0 222H1V221H0ZM13 222H14V221H12V223H13ZM18 222H19V221H18ZM18 222H17V223L14 222V223H15V224H19ZM43 222H44V221H43ZM80 222H81V221H80ZM249 222H250V221H249ZM1 223H2V222H1ZM23 223H25V222H23ZM27 223H28V222H27ZM47 223H48V222H47ZM51 223H54V222H51ZM28 224H29V223H28ZM20 225H22L21 222H20ZM25 225H26V224H25ZM48 225H50V224H48ZM57 225H58V224H57ZM60 225H61V224H60ZM7 226H8V225H7ZM13 226H14V224H13ZM50 226H51V225H50ZM58 226H59V225H58ZM259 226H260V225H259ZM42 227H43V226H42ZM64 227H65V225H64ZM7 228H8V227H7ZM21 228H24V224H23V227L20 226V229H21ZM27 228H28V225H27L26 229H27ZM43 228H44V227H43ZM49 228H50V227H49ZM56 228H57V227H56ZM65 228H66V227H65ZM29 229H30V228H29ZM29 229H28V230H29ZM61 229H62V228H61ZM69 229H70V228H69ZM253 229H254V228H253ZM10 230H11V229H10ZM24 230H25V229H24ZM6 231H7V230H6ZM11 231L15 232L14 229L11 230ZM17 231H18V229H16V233H17V234H19V233L21 232V230H20L19 233H18ZM25 231H26V230H25ZM7 232H8V231H7ZM23 232H24V231H23ZM50 232H51V231H50ZM61 232H62V231H61ZM70 232H71V231H70ZM10 233H11V232H10ZM25 233H26V232H25ZM28 233H29V232H28ZM43 233H44V232H43ZM56 233H57V232H56ZM62 233H63V232H62ZM12 234H14V233H12ZM12 234H10V235H11L10 238L12 237ZM17 234H15V236H16ZM256 234H257V232H256ZM256 234H255V235H256ZM7 235L9 236V234H7ZM23 235H24V234H23ZM219 235H220V233H219ZM223 235H224V234H223ZM251 235H252V234H251ZM260 235H261V234H260ZM21 236H22V235H21ZM61 236H62V235H61ZM64 236H65V235H64ZM17 237H19V236H17ZM250 237H251V236H250ZM252 237H253V236H252ZM10 238H9V239H10ZM61 238H62V237H61ZM254 238H256V236H255ZM254 238H253V239H254ZM13 239H15V237H13ZM28 239H29V238H28ZM256 239H257V238H256ZM7 240H8V239H7ZM42 240H44V239H42ZM50 240H51V238H50ZM65 240H66V239H65ZM12 241H13V240H12ZM30 241H31V240H30ZM41 243H43V242H41ZM48 243H50V241H49ZM53 243H54V242H53ZM64 243H65V241H64ZM19 244H20V243H19ZM45 244H46V243H45ZM262 244H263V243H262ZM245 247H246V246H245ZM46 248H47V247H46ZM210 248H211V247H210ZM53 249H54V248H53ZM202 249H203V248H202ZM19 250H20V249H19ZM46 250H48V249H46ZM38 251H39V250H38ZM40 251H41V250H40ZM49 251H50V250H49ZM202 251H203V250H202ZM209 251H210V250H209ZM221 251H222V250H221ZM252 251H253V250H252ZM46 252H47V251H46ZM206 252H207V251H206ZM52 254H53V253H52ZM172 254H173V253H172ZM202 254H203V253H202ZM206 254H207V253H206ZM45 255H46V254H45ZM53 255H54V254H53ZM169 255H170V254H169ZM200 255H201V254H200ZM254 255H255V254H254ZM48 256H49V255H48ZM210 256H211V255H210ZM250 256H251V255H250ZM5 257H6V256H5ZM8 257H9V256H8ZM204 257H205V256H204ZM9 258H10V257H9ZM14 258H15V257H14ZM21 258H22V257H21ZM118 258H119V257H118ZM170 258H171V257H170ZM175 258H176V257H175ZM193 258H194V257H193ZM193 258H192V259H193ZM213 258H214V257H213ZM253 258H254V257H253ZM35 259H36V258H35ZM39 259H40V258H39ZM42 259H43V258H42ZM176 259H177V258H176ZM208 259H209V258H208ZM5 261H6V260H5ZM7 261H8V260H7ZM41 261H42V260H41ZM48 261H49V260H48ZM51 261H52V259H51ZM186 261H187V260H186ZM201 261H202V260H201ZM205 261H206V260H205ZM219 261H220V260H219ZM248 261H249V260H248ZM256 261H257V260H256ZM60 262H61V261H60ZM122 262H123V261H122ZM188 262H189V261H188ZM207 262H208V261H207ZM42 263H43V262H42ZM45 263H46V262H45ZM54 263H55V262H54ZM173 263H174V262H173ZM196 263H197V261H196ZM211 263H212V262H211ZM238 263H239V262H238ZM259 263H260V262H259ZM263 263H264V262H263ZM7 264H8V263H7ZM30 264H31V263H30ZM43 264H44V263H43ZM51 264H52V263H51ZM193 264H194V263H193ZM256 264H257V262H256ZM260 264H261V263H260Z\"/></svg>", "mask_w": 264, "mask_h": 264}]
</instances>
